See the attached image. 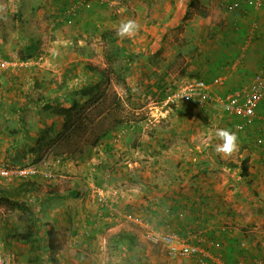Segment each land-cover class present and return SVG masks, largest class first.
Segmentation results:
<instances>
[{
    "label": "rangeland",
    "instance_id": "obj_1",
    "mask_svg": "<svg viewBox=\"0 0 264 264\" xmlns=\"http://www.w3.org/2000/svg\"><path fill=\"white\" fill-rule=\"evenodd\" d=\"M210 1L206 11L211 22L206 26L219 31L223 25L219 28L212 21L225 20L230 12ZM16 2L0 0V164H34L40 173L32 177L31 186L19 178L0 177V189L12 190L13 199L24 205L31 191L51 188L65 197L57 198V207L45 210L44 217L32 205L14 210L0 205V254L14 264H27L29 244L16 235V229L30 226L44 261L51 253L39 224L50 223L44 225L52 227L60 251L48 264H204L217 259L213 254L202 263L193 257H169L162 247L146 242L130 220L133 216L148 220L142 215L149 210L145 203L154 202L162 186L172 185L174 180L168 177L181 173L189 151L200 154L208 146L214 159L220 158L214 150L220 143L216 129L235 131L239 140L251 136V126L236 130L234 118L216 99L202 105L195 100L165 103L168 93L202 79L190 67L189 59L193 65L199 63L203 53L198 52L196 32L191 38L185 34L183 24L189 21H171L177 22L174 26L158 21L156 38L140 39L141 30L131 38H120L118 18L93 21L78 13L84 1L70 0L50 12L39 0L26 21L16 17L24 14V0ZM72 5L77 6V15L67 23L64 12ZM95 5L103 12L112 11L108 3ZM128 15L126 20L132 16ZM209 39L207 46L212 47L214 37ZM81 86L91 88L92 99L100 97L88 108L80 130L70 139L39 148L42 129L61 125L57 109L69 106L72 99L81 104L89 97L79 92ZM212 87L211 93L219 97ZM201 111L205 121L198 118ZM258 113L264 114V104ZM253 126L257 141L264 143V119L256 118ZM245 155L238 151L221 158L228 165ZM177 159L181 164H175ZM65 203L71 206L69 212L63 210ZM129 228H137L141 236L132 242L118 240L117 232Z\"/></svg>",
    "mask_w": 264,
    "mask_h": 264
},
{
    "label": "crops",
    "instance_id": "obj_2",
    "mask_svg": "<svg viewBox=\"0 0 264 264\" xmlns=\"http://www.w3.org/2000/svg\"><path fill=\"white\" fill-rule=\"evenodd\" d=\"M15 1L18 4V0ZM69 1L44 0L41 4L46 5V9L53 12L63 8ZM236 1L240 6L235 11L226 12L225 20L224 18L218 20L216 16L212 17L214 20L217 19V22L212 21L211 24L216 23V26L220 25L219 28L223 25L224 29L216 27L219 31L207 29L206 24L211 22V17L206 11V5L210 4L208 0H129L124 7L107 2L108 5H112L109 7L112 11L104 12L102 8L95 5L97 2L91 4L89 1L78 13L86 16V20L101 21L112 17L118 18L120 23L131 13L130 19H135L140 25L143 34L140 39L148 35L156 38L155 25L158 21L167 20L168 22H164L165 25L174 26L177 22L171 21L186 19L185 21L189 22L183 24L185 34L191 38L196 32L195 36L199 37L198 43L196 42L199 45L198 52L203 53L199 63L195 62L196 64L193 65L189 59L190 67L205 81L222 76L223 86L214 84L215 87H212V90H216L221 96L240 84L248 82L254 71L264 67L262 9L246 8L245 0ZM210 2L217 4L218 0ZM22 3L25 4V10L22 11L24 14L21 16L18 13L16 17L26 21L32 16L31 9L40 2L24 0ZM35 12L38 11L35 10ZM214 13L220 12L215 10ZM146 19L152 22L147 23L144 21ZM206 19L208 21L204 22ZM192 20L198 23L191 22ZM252 24L256 25L253 27ZM165 25L164 28H167ZM159 27L162 29L161 26ZM209 36L214 37L211 41L212 47L207 46V41L210 42ZM186 42L189 43L188 39ZM31 46L30 41L26 47ZM217 59L220 63L216 62ZM229 60L231 61L226 63ZM56 66L57 64L53 66V69H56ZM263 104L264 102L259 108ZM250 126L249 140H239V152H247L248 156V173L245 176H239L240 159L235 162L237 166L233 167L236 171H231L221 156L214 159L215 157L206 146L200 154L193 155L189 151L188 155H185L187 158L181 173L168 177L174 180L172 185L162 186L161 192L156 194L155 201L145 203L149 206V210L147 214L142 212V215L152 222L155 228L199 242L205 245L211 254L218 256L217 259H212L216 263L207 260L204 264H264V143L257 141V135L254 134L255 125ZM190 132L191 130H188L187 134ZM181 162L177 159L175 164H181ZM36 193H38L37 199ZM28 196L29 200L35 199L33 202L25 199V205L30 208L32 205L35 208L34 211L42 217L45 215V210L57 207V198L65 197L63 192L50 188L45 192L31 191ZM70 207L68 203H65L64 212H69ZM124 207L130 206L124 205ZM140 211L137 210L141 214ZM39 217L42 219L41 216ZM137 235L141 236L137 228L135 231L129 228L127 231L119 230L116 237L118 240L127 239L132 242L131 240ZM243 241L244 247L240 245ZM122 242L125 243V241ZM58 251L60 248L54 253Z\"/></svg>",
    "mask_w": 264,
    "mask_h": 264
},
{
    "label": "built area",
    "instance_id": "obj_3",
    "mask_svg": "<svg viewBox=\"0 0 264 264\" xmlns=\"http://www.w3.org/2000/svg\"><path fill=\"white\" fill-rule=\"evenodd\" d=\"M80 1H84L86 4L89 1L97 3L113 2L120 7H124V5L128 4L129 0ZM217 5L228 12L235 11L240 6L236 0H218ZM244 6L250 9H262L264 14V0H245ZM76 15L77 6H68L64 12V19L67 23H71ZM255 25L252 24L253 27ZM223 81L224 78L222 76L214 77L209 81L203 79L193 80L184 85L180 90L168 93L165 97V103L195 100L198 104L202 105L216 99L224 106L228 114L234 118V127L239 131L253 124L256 118L264 119V114L259 115L258 113L259 106L264 102V69L254 72L248 82L240 84L238 87L231 89L219 97H215L211 93L210 87L214 84L220 85ZM38 172V166L34 164L25 166L0 164V177L8 181L14 178H32L40 173ZM130 220L141 230L142 237L146 242L162 247L165 254L169 257H193L201 263L205 259L211 258L212 254L199 242H193L191 239L181 237L176 233L158 230L149 221L140 216H133ZM0 264L14 263L10 262L9 257L0 254Z\"/></svg>",
    "mask_w": 264,
    "mask_h": 264
},
{
    "label": "trees",
    "instance_id": "obj_4",
    "mask_svg": "<svg viewBox=\"0 0 264 264\" xmlns=\"http://www.w3.org/2000/svg\"><path fill=\"white\" fill-rule=\"evenodd\" d=\"M230 61L231 60L227 61L226 63H228ZM88 68L89 69H95L94 67H88ZM262 68L264 69V67H262ZM258 70H261V69L258 68L256 71H258ZM104 71H107V70L104 69ZM104 71H102V74L104 73ZM256 71H254V72H256ZM251 75H250V77H251ZM206 81H209V80H206ZM78 90H80L79 91L80 93L86 94L89 97L87 99H85L84 102L81 104L77 100L72 99V100H70L69 106L60 107L59 109H57V112L62 117L61 125L57 128H52L49 126V127H45L42 129L41 135L39 136V142H40L39 148H41V146L44 143L46 144L47 142H49L48 147H51L52 145H54L55 143H58L59 141H63L64 139H70V138H72V135L75 132L80 130V128L82 126V122H84V119L88 117L86 115L88 113V108L90 107V105L93 102H95V100L98 99V97H100V95L96 96L92 99V97L90 96V90H91L90 87H82L81 86V87H79ZM200 113L201 114L198 116V118L201 121H205V115L202 113V111ZM39 159L40 158L36 159V161H38ZM235 166H237L236 163H229L228 164V167L230 169H232ZM248 166H249L248 156L246 155L245 157H243L241 159V162L239 164V168H240V173H239L240 175L239 176L240 177L245 176L248 173ZM22 180L26 181L24 184H27L29 186L32 185V182H33L32 178L26 177V178H23ZM51 190H53V189H51ZM13 195L14 194H13L12 190L1 188L0 189V205L5 206L6 208L11 209V210L27 208L26 205L17 203L13 199ZM33 215L35 217L34 220L38 222V220H37L38 217L36 216V213L35 214L33 213ZM35 221H34V223H35ZM44 224H46V223H40L39 228H40V231L41 232L44 231V234L46 235V238H47L46 242L47 243H46L45 247L48 249V252L51 253L47 259L43 258L44 261L42 260V258L40 257V255L38 253V249H39L38 245L34 242L35 237L33 236V232H32L33 229L30 226L25 227V229H23V228L16 229V235L21 237V239L23 241H25L29 244V248L27 249V253H26L27 264H48V262H51V260L55 261L53 254L59 248L58 243L55 242L56 241V234L53 231L52 227L46 226V225H50V223H47L46 225H44ZM32 237H34V238H32ZM240 245L242 247H244L245 244L241 243ZM203 246L206 249H208L205 245H203Z\"/></svg>",
    "mask_w": 264,
    "mask_h": 264
},
{
    "label": "clouds",
    "instance_id": "obj_5",
    "mask_svg": "<svg viewBox=\"0 0 264 264\" xmlns=\"http://www.w3.org/2000/svg\"><path fill=\"white\" fill-rule=\"evenodd\" d=\"M140 30V25L134 19L122 21L118 27L117 35L120 38H131ZM215 137L220 141L215 145V151L222 157H231L239 151V136L237 132L227 128H218Z\"/></svg>",
    "mask_w": 264,
    "mask_h": 264
}]
</instances>
